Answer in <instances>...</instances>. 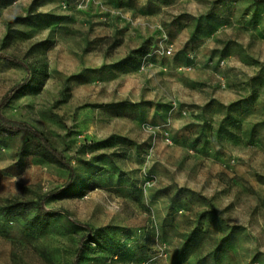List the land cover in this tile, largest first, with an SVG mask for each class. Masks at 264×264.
<instances>
[{
  "label": "rangeland",
  "instance_id": "1",
  "mask_svg": "<svg viewBox=\"0 0 264 264\" xmlns=\"http://www.w3.org/2000/svg\"><path fill=\"white\" fill-rule=\"evenodd\" d=\"M35 1L0 0V114L66 166L0 137V264H264V0Z\"/></svg>",
  "mask_w": 264,
  "mask_h": 264
},
{
  "label": "trees",
  "instance_id": "2",
  "mask_svg": "<svg viewBox=\"0 0 264 264\" xmlns=\"http://www.w3.org/2000/svg\"><path fill=\"white\" fill-rule=\"evenodd\" d=\"M39 0H36L35 2H38ZM24 21L27 20L23 19ZM0 59H10L8 57H4L0 55ZM30 132L33 134L34 137L38 138V152L36 154L44 157L45 159L55 162L61 166H66V163L64 161V157L56 151L51 144L48 142L47 138L39 133L38 131H35L25 125L13 123L6 118H4L0 114V137L6 138L9 136L17 135L21 132ZM36 208V216L27 222L25 228L26 230H34L39 227H46L48 224V221L54 216L53 213L49 212L43 205H36V203L32 201H10L8 202L2 209V211L6 214H10L13 217H22L27 218L28 214L33 211V209Z\"/></svg>",
  "mask_w": 264,
  "mask_h": 264
},
{
  "label": "built area",
  "instance_id": "3",
  "mask_svg": "<svg viewBox=\"0 0 264 264\" xmlns=\"http://www.w3.org/2000/svg\"><path fill=\"white\" fill-rule=\"evenodd\" d=\"M165 54L166 55H171L172 54V49H168L167 51H165ZM167 140L170 141V137H169L168 134H167Z\"/></svg>",
  "mask_w": 264,
  "mask_h": 264
}]
</instances>
